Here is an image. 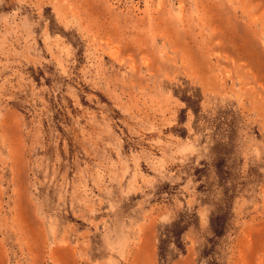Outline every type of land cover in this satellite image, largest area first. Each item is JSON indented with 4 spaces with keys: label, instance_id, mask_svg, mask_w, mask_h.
<instances>
[{
    "label": "rangeland",
    "instance_id": "374dc122",
    "mask_svg": "<svg viewBox=\"0 0 264 264\" xmlns=\"http://www.w3.org/2000/svg\"><path fill=\"white\" fill-rule=\"evenodd\" d=\"M0 264H264V0H0Z\"/></svg>",
    "mask_w": 264,
    "mask_h": 264
}]
</instances>
